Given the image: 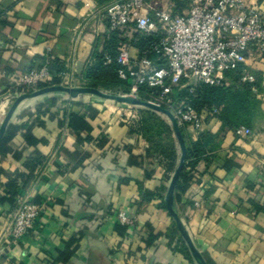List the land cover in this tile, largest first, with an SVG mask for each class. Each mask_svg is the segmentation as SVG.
Returning a JSON list of instances; mask_svg holds the SVG:
<instances>
[{
  "label": "crops",
  "instance_id": "1",
  "mask_svg": "<svg viewBox=\"0 0 264 264\" xmlns=\"http://www.w3.org/2000/svg\"><path fill=\"white\" fill-rule=\"evenodd\" d=\"M116 1L0 0V22L7 24L0 26V111L7 107L2 100L8 83L5 76L26 73L48 59L63 67L61 82L82 86L92 54L103 49L105 8ZM245 2L264 13V0ZM144 3L149 9L173 14L184 11L176 9L174 0ZM132 33L120 37L129 40ZM128 45L130 55L138 57V51ZM243 66L245 73L260 79L255 97L262 117L249 129L251 137L236 132L242 126L223 129L216 116L206 117L200 132L217 136L216 145L198 161L193 171L197 182L176 204L193 244L214 264H264V211L255 214L252 209V203L264 208V51L253 49ZM93 97L58 98L50 109L52 117L38 118L42 125L32 124L34 115H27L34 113V99L15 110L9 123L31 125L30 133L39 143L26 145L25 130L13 137L6 154L0 156V184L14 172L28 174L25 164L37 150L42 166L34 168L32 180L17 191L16 199L40 202L47 198L49 203L37 230L11 246L0 264L54 262L72 239L78 241L68 249L71 254L63 264H192L173 245L167 246L163 235L171 218L160 200H141L142 192L153 193L161 186L167 190L173 172L166 170L164 159L147 156V142L141 134L129 131V121L113 101L96 97V102ZM87 107L96 115L91 116ZM68 113L82 115L90 130H70ZM184 128L196 139L199 132ZM83 155L87 157L81 166L72 170ZM248 184L253 188L247 189ZM118 210L136 220L135 227L126 228L127 237L115 232ZM11 212L9 204L0 203V235ZM145 224L153 234H162L149 248L145 247Z\"/></svg>",
  "mask_w": 264,
  "mask_h": 264
},
{
  "label": "built area",
  "instance_id": "2",
  "mask_svg": "<svg viewBox=\"0 0 264 264\" xmlns=\"http://www.w3.org/2000/svg\"><path fill=\"white\" fill-rule=\"evenodd\" d=\"M145 0H118L105 8V39L112 33L125 35L133 32L142 36H157L149 52L161 62L158 67L143 53L132 57L128 44L117 49L116 63L120 69L118 78L129 82L128 94L138 98L140 86L158 90L149 95L146 102L168 110L178 127H189L194 132L204 128L206 117L215 116L216 109L196 111L184 100H178L179 90L189 93L200 83L220 85L223 72L237 65H245L254 49L264 51V13L245 0H178L184 3V11L173 14L170 10L147 8ZM132 33V34H133ZM105 64L111 62L104 56ZM7 91L2 97L8 105L18 96L11 94V87L34 89L38 84H48L51 78L48 68L43 65L26 73L6 75ZM241 80L251 83L252 75L244 73ZM60 85L68 86L66 82ZM253 92L254 89L252 90ZM120 104V103H119ZM124 105V104H122ZM128 112L121 116L127 121L136 120L138 107L124 105ZM240 135L251 137L252 132L241 127ZM189 170V169H187ZM47 198L38 203L17 199L0 235V259L5 257L11 246L21 243L30 232H35L48 207ZM195 207L199 204L195 202ZM119 225L132 228L135 218L124 210L115 214Z\"/></svg>",
  "mask_w": 264,
  "mask_h": 264
},
{
  "label": "trees",
  "instance_id": "3",
  "mask_svg": "<svg viewBox=\"0 0 264 264\" xmlns=\"http://www.w3.org/2000/svg\"><path fill=\"white\" fill-rule=\"evenodd\" d=\"M97 4H105L112 0H95ZM176 4V9H184V3L178 0H174ZM7 25L6 22H0V26ZM119 33H112L110 37L106 38L103 43V49L101 52H95L92 54L90 64L85 68L82 74V86L98 89L101 91L110 92L112 95H125L129 92V82L122 81L118 78L117 72L120 69L119 65L116 63L115 59L117 56V49L121 44H132L133 47L138 51V57L144 55L155 62V64L160 67L161 62H156V57L149 52L151 43L156 41L157 36H142L133 33L131 38L127 40L126 38H121ZM109 55L111 62L105 64L104 56ZM45 65L51 78L48 84H38L34 89H26L20 86L11 87L10 92L14 95H22L31 93L34 90L45 88L52 85H60V75L63 73V67L56 61L48 59L43 61L40 65L35 68H40ZM245 73V68L243 65H237L233 69L223 72L222 82L220 85H207L198 84L194 87V91L189 93L187 89L179 90L176 94L178 100H184L196 111L202 109L212 110L216 109V117L221 123L223 129L235 130L239 127H245L247 129H253L256 121H258L262 114L260 112L259 101L256 99L255 94L260 88V79L258 76L254 75L253 82H243L241 80L243 74ZM254 89L255 92L252 90ZM158 90H152L146 86H140L138 89V98L147 101L149 95H154ZM58 98L47 97L43 102H36L34 106V113L27 114L29 117L34 115L33 123L37 125H42V122L38 121L40 116L47 115L52 117L50 114V109L54 107L57 103ZM70 103L71 101H67ZM165 107H163L164 109ZM91 116L96 115V111L87 107ZM137 119L129 121V131L141 134V136L147 142L148 148L146 150L147 156H158L166 161V170H174L179 155L177 153V143L172 131V128L168 122H166L160 114L140 108L137 110ZM66 126L73 132L89 131L90 126L85 122L82 115H75L68 113L66 115ZM23 139L28 146L35 147L39 142L35 140L31 133V125H13L8 124L6 130L0 140V156L6 154L9 149V143L16 134H21L22 131ZM181 136L185 144V158L183 166L180 170L177 182L174 187L173 195V210L177 213L176 204L180 201V196L185 193L190 185L195 184L197 180L195 179V174L193 173L195 166L198 161L214 150L216 145L217 136L211 135L208 132L197 133L196 139H191L190 136L185 132L184 127H179ZM78 137V136H77ZM88 140V139H87ZM86 140V141H87ZM105 143H100L102 146ZM86 155L75 160L72 170L81 166ZM41 156L37 150H34L28 157L26 162V167L29 170L28 174L22 172H14L13 174L7 175V182L3 185L0 184V189L3 191V195H0V203H7L13 209L16 202L17 191L19 189L25 188L28 183L32 180V172L35 167L42 166ZM189 169V170H187ZM264 174V168L262 169ZM0 174L2 172L0 171ZM253 184H248L247 189H252ZM166 188L161 186L158 190L153 193L142 192L141 200L149 201L152 199L160 200V207L166 211L163 203V197ZM38 203V202H33ZM252 209L254 213H259L264 211V208L260 207L257 203H252ZM178 215V213H177ZM181 219V217L178 215ZM125 226L117 225L115 226V232L118 235L127 237ZM145 231L147 232V238L145 239V247L149 248L153 243L162 236V234H153V230L149 224H145ZM167 240V246L171 247L173 245V250L180 253L188 262L194 264L188 249L182 240L174 222L171 220V224L168 227L166 233L163 235ZM78 240H70L63 252H60L53 262H47V264H63L68 261L70 256L69 248L77 243ZM203 260L206 264H214L211 259L204 253L201 254Z\"/></svg>",
  "mask_w": 264,
  "mask_h": 264
},
{
  "label": "water",
  "instance_id": "4",
  "mask_svg": "<svg viewBox=\"0 0 264 264\" xmlns=\"http://www.w3.org/2000/svg\"><path fill=\"white\" fill-rule=\"evenodd\" d=\"M52 94L66 95L68 98H71V99L76 98L79 95H91V96H94L100 99L113 101V102L124 104L127 106L152 110L164 116L169 121L174 137H175V140H176V143H177V146H178V149H179V158H178L177 164L172 173L166 193L163 198L164 207L166 209L167 214L169 215L171 220L174 222L182 240L184 241L188 249V252L192 260L196 264H206L205 261L203 260L201 253L195 247L189 235L187 234L177 213L173 210L174 187L177 182L180 170L183 166L186 149H185V144L181 136L179 127L177 123L175 122V120L173 119L171 113L166 109H163L154 104H151L149 102L143 101L139 98L132 97L129 95H112V94H108L98 89L88 88L84 86L69 87V86H63V85H52V86H48V87L41 88L38 90H34L28 94L19 95L13 100L8 110L6 111L4 117L0 121V140L6 130L7 125L11 121V118L15 110L19 107V105L22 102L26 100L39 98L45 95H52Z\"/></svg>",
  "mask_w": 264,
  "mask_h": 264
},
{
  "label": "rangeland",
  "instance_id": "5",
  "mask_svg": "<svg viewBox=\"0 0 264 264\" xmlns=\"http://www.w3.org/2000/svg\"><path fill=\"white\" fill-rule=\"evenodd\" d=\"M104 92L110 94V92H107V91H104ZM51 96L56 97V98H63V97H66V95L52 94V95H45V96L39 97V99L36 98V99H34L33 101H31V102H43L44 99H46L47 97H51ZM95 98H96V97H93L92 99L95 100V101H96V100L98 101V99H95ZM97 101H96V102H97ZM96 102H95V103H96ZM108 102H109V101H108ZM10 104H11V103H9L5 109H3L2 111H0V121H1L2 118L4 117L6 111L8 110V108H9V106H10ZM113 104H115V106H116V110H117V111L122 112V111H125V110H126L125 112H128L124 105L119 104V103H116V102H113ZM138 109H140V108H136L135 110H138ZM161 117L164 118V120H165L166 122L169 123V121H168L164 116L161 115ZM169 124H170V123H169Z\"/></svg>",
  "mask_w": 264,
  "mask_h": 264
}]
</instances>
